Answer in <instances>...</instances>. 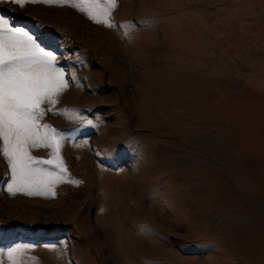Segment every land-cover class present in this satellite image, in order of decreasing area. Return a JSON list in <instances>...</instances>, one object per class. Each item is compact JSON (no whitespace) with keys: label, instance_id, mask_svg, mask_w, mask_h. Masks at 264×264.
<instances>
[{"label":"rangeland","instance_id":"obj_1","mask_svg":"<svg viewBox=\"0 0 264 264\" xmlns=\"http://www.w3.org/2000/svg\"><path fill=\"white\" fill-rule=\"evenodd\" d=\"M79 3L0 4L69 80L43 119L68 136L55 195L9 193L0 156V250L31 246L22 264H264V0H115L98 17L111 26Z\"/></svg>","mask_w":264,"mask_h":264},{"label":"snow or ice","instance_id":"obj_2","mask_svg":"<svg viewBox=\"0 0 264 264\" xmlns=\"http://www.w3.org/2000/svg\"><path fill=\"white\" fill-rule=\"evenodd\" d=\"M63 0H0L23 8L26 4H60ZM78 10L97 23L107 16L115 0H80ZM73 79L75 77H72ZM69 80L58 66L53 51L46 50L38 37L24 27L14 26L12 18L0 15V156L10 170L7 191L13 195H55L54 188L66 174L61 149L68 139L64 132L43 123L58 103ZM47 106V107H45ZM64 112H54L63 115ZM79 115V113H75ZM91 123V121H87ZM33 149H48L49 158L32 154ZM29 245L0 250L9 264H22Z\"/></svg>","mask_w":264,"mask_h":264}]
</instances>
